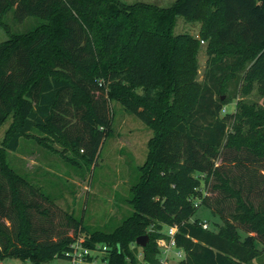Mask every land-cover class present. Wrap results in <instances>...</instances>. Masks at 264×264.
<instances>
[{
    "label": "trees",
    "instance_id": "obj_1",
    "mask_svg": "<svg viewBox=\"0 0 264 264\" xmlns=\"http://www.w3.org/2000/svg\"><path fill=\"white\" fill-rule=\"evenodd\" d=\"M8 14L17 24L33 23L14 32ZM177 17L200 22L197 36L174 34ZM0 23L11 34L0 42V126L11 116L15 127L6 149L16 151L20 138L37 130L44 134L38 140L55 139L92 165L111 131V101L153 132L130 189L132 212L109 231L90 229L82 214L66 215V227L54 233L36 228L31 210L45 211L33 200L34 186L0 150V260L48 264L82 233L86 246H107L105 264H142L135 240L147 235L142 260L159 264L157 240L174 225L181 264H249L260 257L264 184L243 186L223 164L264 169V0H174L168 7L0 0ZM201 41L208 57L198 80ZM233 99L235 111L222 113ZM201 205L219 217L217 229L193 219Z\"/></svg>",
    "mask_w": 264,
    "mask_h": 264
},
{
    "label": "rangeland",
    "instance_id": "obj_2",
    "mask_svg": "<svg viewBox=\"0 0 264 264\" xmlns=\"http://www.w3.org/2000/svg\"><path fill=\"white\" fill-rule=\"evenodd\" d=\"M119 1L124 4L145 2L159 7H168L174 0ZM5 21L14 32L23 31L33 23L31 19L24 24H17L13 21L11 14L5 17ZM199 28L200 22L177 17L173 33H190L197 36ZM10 37L9 28L0 23V42L8 40ZM49 46V49L54 51L51 44ZM206 46V41L199 44L197 53L198 80H201L206 66L208 57ZM225 96L222 95V98ZM236 99L225 105L222 113L234 112ZM248 99L254 100L255 96L251 94ZM110 109L112 113L111 131L92 165L85 164L79 156L55 139L38 140L39 137L43 138L44 134L37 130H33L32 133L35 137H21L17 150L9 151L5 147V140L15 130L13 118L9 116L0 126V150H4L5 161L34 186L33 200L39 204L40 210L45 211L43 214L34 209L31 210V217L36 228H49L54 233L66 227V215L78 218L82 214L84 224L90 229L109 231L132 212V207L128 203L131 196L130 189L138 180L139 167L146 160L148 140L153 132L119 102L111 101ZM71 121L73 122V119ZM231 156L233 155L226 153L225 157L231 158ZM216 162L220 164V159ZM226 162L223 164L224 169L228 170L231 176L236 178L241 176L240 182L243 183V186H247L253 181H258L261 185L264 184V169H257L254 165H249L248 168L235 167L232 165L233 163ZM215 194L216 191H211V198ZM226 206L228 204L224 207L226 208ZM193 219L205 220L208 227L214 229L222 224L219 217L212 215L204 205L196 209ZM165 229L163 228L164 231ZM66 231L68 235L73 234L71 228ZM130 246L133 247V244ZM257 247L261 249L260 244H257ZM175 250L173 248L169 252L164 264H181L184 255L181 252L180 256H176ZM161 256L160 252L159 258ZM137 257L142 264H147L142 260L141 247H137ZM104 261L106 263L107 259L105 258ZM1 262L3 264L25 263L19 258H5ZM48 264H61V262L53 259ZM249 264H264V252Z\"/></svg>",
    "mask_w": 264,
    "mask_h": 264
},
{
    "label": "built area",
    "instance_id": "obj_3",
    "mask_svg": "<svg viewBox=\"0 0 264 264\" xmlns=\"http://www.w3.org/2000/svg\"><path fill=\"white\" fill-rule=\"evenodd\" d=\"M202 42V41H201ZM199 205V200H196L194 206ZM201 225L203 228H208V224L205 220L201 221ZM164 233L167 235V238H160L157 240V246L160 249L162 254L161 258H159V264H164L165 260H167L169 252L175 248V255L180 256L182 249L177 248L175 245L174 234L177 231V227L168 226L165 227ZM107 253L106 245H95V247H88L84 244V235H80L70 244L69 250L65 252V256L63 258L57 259L61 262V264H105V255ZM0 260V264H3ZM24 264H32L30 261L25 260Z\"/></svg>",
    "mask_w": 264,
    "mask_h": 264
},
{
    "label": "water",
    "instance_id": "obj_4",
    "mask_svg": "<svg viewBox=\"0 0 264 264\" xmlns=\"http://www.w3.org/2000/svg\"><path fill=\"white\" fill-rule=\"evenodd\" d=\"M148 242V236L147 235H141L138 236L135 240V243L139 245L140 247H144Z\"/></svg>",
    "mask_w": 264,
    "mask_h": 264
}]
</instances>
